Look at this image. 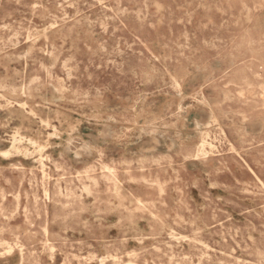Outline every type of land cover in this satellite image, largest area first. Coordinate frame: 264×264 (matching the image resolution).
I'll return each instance as SVG.
<instances>
[{
	"label": "rangeland",
	"instance_id": "374dc122",
	"mask_svg": "<svg viewBox=\"0 0 264 264\" xmlns=\"http://www.w3.org/2000/svg\"><path fill=\"white\" fill-rule=\"evenodd\" d=\"M0 264H264V0H0Z\"/></svg>",
	"mask_w": 264,
	"mask_h": 264
},
{
	"label": "bare ground",
	"instance_id": "6f19581e",
	"mask_svg": "<svg viewBox=\"0 0 264 264\" xmlns=\"http://www.w3.org/2000/svg\"><path fill=\"white\" fill-rule=\"evenodd\" d=\"M48 35H50V34H48ZM37 38V37H36ZM35 38V39H36ZM49 39V38H48ZM33 40V39H32ZM31 42V41H30ZM34 48V47H33ZM55 96V95H54ZM50 98V97H49ZM20 108V107H19ZM33 108V107H32ZM16 110H17V108H15ZM28 109V108H27ZM88 109V108H87ZM19 110V109H18ZM17 110V111H18ZM22 111H23V109H22ZM30 111V110H29ZM33 111V110H32ZM21 113V112H20ZM25 113V112H24ZM41 113V112H40ZM13 114V113H12ZM22 114V113H21ZM26 115H28V114H26ZM23 116V115H22ZM37 116V115H36ZM24 117V116H23ZM27 117V116H26ZM32 117V116H31ZM30 117V118H31ZM20 120V119H19ZM44 121V120H43ZM48 121H50V120H48ZM23 122H24V119H23ZM22 128H23V126H22ZM27 128V127H26ZM37 133V132H36ZM38 134V133H37ZM33 136V135H32ZM32 136H29V137H32ZM36 138H37V136H36ZM7 139H9V138H7ZM33 139V138H32ZM43 139V138H42ZM12 141V140H11ZM202 147H204V144L202 145ZM4 158V157H3ZM5 159V158H4Z\"/></svg>",
	"mask_w": 264,
	"mask_h": 264
}]
</instances>
